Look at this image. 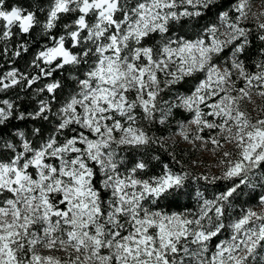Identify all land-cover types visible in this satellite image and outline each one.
<instances>
[{
  "label": "snow or ice",
  "instance_id": "snow-or-ice-1",
  "mask_svg": "<svg viewBox=\"0 0 264 264\" xmlns=\"http://www.w3.org/2000/svg\"><path fill=\"white\" fill-rule=\"evenodd\" d=\"M5 64L0 264H264V0H0Z\"/></svg>",
  "mask_w": 264,
  "mask_h": 264
},
{
  "label": "rangeland",
  "instance_id": "rangeland-1",
  "mask_svg": "<svg viewBox=\"0 0 264 264\" xmlns=\"http://www.w3.org/2000/svg\"><path fill=\"white\" fill-rule=\"evenodd\" d=\"M249 110H251V106H249ZM176 139L178 140L179 138L176 137ZM180 146L187 147V145H184V144H181ZM193 159L202 161L204 166L211 165V164L215 163V161L212 159V157L209 154L196 155L195 157H193ZM204 166H202L198 169L204 171L205 170Z\"/></svg>",
  "mask_w": 264,
  "mask_h": 264
},
{
  "label": "trees",
  "instance_id": "trees-1",
  "mask_svg": "<svg viewBox=\"0 0 264 264\" xmlns=\"http://www.w3.org/2000/svg\"><path fill=\"white\" fill-rule=\"evenodd\" d=\"M11 2H18V3H21L22 5H24V6H27V0H11ZM7 67H8V65L7 64H5L4 65V69H0V71H2V70H5V69H7ZM181 148H186V147H183V146H180ZM196 155H193L191 158L193 159V157H195ZM197 171H202V170H200V169H197ZM173 210H176V209H173Z\"/></svg>",
  "mask_w": 264,
  "mask_h": 264
}]
</instances>
